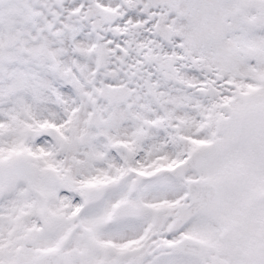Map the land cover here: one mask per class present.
Segmentation results:
<instances>
[{
	"label": "snow or ice",
	"instance_id": "6c2138e0",
	"mask_svg": "<svg viewBox=\"0 0 264 264\" xmlns=\"http://www.w3.org/2000/svg\"><path fill=\"white\" fill-rule=\"evenodd\" d=\"M0 264H264V0H0Z\"/></svg>",
	"mask_w": 264,
	"mask_h": 264
}]
</instances>
